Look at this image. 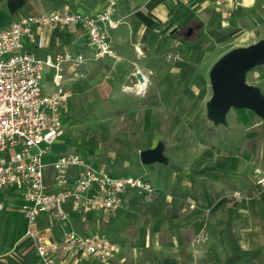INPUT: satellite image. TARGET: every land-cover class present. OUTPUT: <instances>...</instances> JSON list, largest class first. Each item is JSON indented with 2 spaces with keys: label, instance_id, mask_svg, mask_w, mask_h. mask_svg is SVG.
I'll return each instance as SVG.
<instances>
[{
  "label": "rangeland",
  "instance_id": "obj_1",
  "mask_svg": "<svg viewBox=\"0 0 264 264\" xmlns=\"http://www.w3.org/2000/svg\"><path fill=\"white\" fill-rule=\"evenodd\" d=\"M185 1L170 0L169 5L173 10ZM26 3L15 13L4 4L0 9V25H10L17 18L42 10L79 8L70 5V0H26ZM235 4L242 5L241 0H235ZM230 13L221 18L227 23L222 26L227 29L226 36L218 43L208 44L204 59H191L189 48L173 30L159 40L152 31L146 32L138 44L144 53L139 62L150 69V84L144 95L125 92L121 87L122 78L129 73L128 85L136 81L133 75L136 66L131 62L117 76L105 62L89 61L90 74L76 84L62 115L63 134L48 146L44 162L51 164L57 155L74 153L107 173L138 174L150 179L156 192L152 196L143 195L138 207L139 213L146 216L140 222V226L146 227L144 230L154 228L157 220L161 223L169 215L159 210L156 216V207L171 209L168 207L174 205L182 212L183 205L192 206L188 198H180L184 190L190 191L189 199L195 205L205 186L212 189L217 186L225 193L239 190L242 194H254L262 190L264 182L256 178L259 173L255 169L264 168L263 119L255 115L251 123L244 125L232 109L227 115V125H214L206 115L207 102L212 96L209 73L213 64L231 49L264 38V0H256L250 7H237ZM239 21L241 26L237 24ZM65 30L63 46H74L70 39L75 38L79 30ZM247 82L264 93V66L249 71ZM43 84L47 91L54 88L49 67L44 69ZM159 143L165 146L168 164L142 163L141 151ZM215 159H222L219 165L226 172L208 175L207 179L197 176L195 182L170 167L175 164L185 169H200L213 165ZM17 194L11 195L9 201L18 205L19 210ZM95 232L111 235L102 223ZM203 239L204 236L196 240L203 242ZM221 246L224 247V243ZM213 252H216L215 246L208 248L207 255L213 256Z\"/></svg>",
  "mask_w": 264,
  "mask_h": 264
},
{
  "label": "crops",
  "instance_id": "obj_2",
  "mask_svg": "<svg viewBox=\"0 0 264 264\" xmlns=\"http://www.w3.org/2000/svg\"><path fill=\"white\" fill-rule=\"evenodd\" d=\"M116 1L113 18L120 20L121 23L118 28L113 30L114 55H109L101 61L110 66L112 74L117 76H120L121 70L130 66L128 62H131L133 66H136V69L147 74L148 78L150 69L139 62L144 53L139 54L137 50L141 49L138 44H141L146 32L152 31L159 40L166 37L168 31L173 30L174 34L178 33L183 44L189 48L188 55L191 59H204L208 44L211 45L214 41L218 43L226 36L227 29L222 26L227 23L222 19L231 14L230 10L237 7H250L256 3L255 0L252 5L238 6L235 4V0H230L224 6L219 7L214 3V0H187L172 10L169 5L170 0ZM7 2L8 0H0V9ZM108 3L109 0H70V5H78L79 8L50 9L37 13L52 11L96 13L105 10ZM214 17H216L215 24H213ZM237 24L241 26V21ZM10 25H0V30ZM68 28L79 30L75 38L70 39L74 45L69 46L71 48L67 45L63 46L65 40L62 38V33ZM36 32L45 34L46 44L44 47H38L37 43L32 42L28 37H25L24 43L30 52L40 58L63 52H91L88 33L82 25H72L54 30L38 28ZM129 43L134 46H130ZM84 71L87 78L90 74L87 65L84 67ZM130 75L131 73H129ZM129 76L122 78V88L128 84ZM65 77L64 85L72 91L77 83L85 79L72 80L69 73H66ZM135 80L134 84L137 82V77ZM219 162H223L222 159H215L213 165L200 169L191 170L180 167L187 171L208 170L207 173L193 176L171 169L195 182L197 176L207 179L208 175H217L219 172L224 174L226 169L220 166ZM255 170L259 173L256 178L264 177V168L257 167ZM46 173L47 180L53 183V169L48 167ZM261 187L263 189L254 194H242L239 190H229L225 193L217 186L214 189L205 186L197 198V200L200 198L197 206L194 201L189 199L190 191L184 190L180 198H188L190 204L193 205H183L182 212L174 205L168 207L171 209L156 207L154 211L156 216L159 210L162 212L164 210L169 215L161 223L157 220L154 228L150 230L148 228L144 230L146 227L140 226L141 218L146 216L138 211L143 195L135 191L127 193L124 206L118 212L109 215L91 210L74 211L71 203H66L64 208L70 213L68 227L75 229L80 234H90L95 232L102 223L107 232L111 231V235H107L118 243L117 251L108 262H102L96 257H89L84 259L81 264H214L215 261L218 264H223L230 258L232 252L229 241L230 234L238 240L243 249L253 251L256 258L250 264H264V183ZM52 188L54 189V186ZM17 192L20 191L0 189V264H39L40 257L35 242L27 235V231L33 229L57 241L62 238L66 227L49 213H43L33 224L29 223L22 211V206L25 203L23 194L21 192L18 195ZM15 194L20 198L19 210L18 205L10 204L9 201V197ZM172 197L174 198V196ZM203 236L206 239H203V242L201 240L197 242L196 239L203 238ZM223 243L224 247L221 246ZM211 246L216 247V252H213V256H208V248ZM73 256V253L61 252L58 259L62 264H69Z\"/></svg>",
  "mask_w": 264,
  "mask_h": 264
},
{
  "label": "built area",
  "instance_id": "obj_3",
  "mask_svg": "<svg viewBox=\"0 0 264 264\" xmlns=\"http://www.w3.org/2000/svg\"><path fill=\"white\" fill-rule=\"evenodd\" d=\"M230 0H214L221 7ZM255 0H241L252 5ZM116 0H109L105 10L96 13L52 11L24 15L0 30V189L22 192V211L33 224L39 215L49 213L66 227L60 240L29 229L27 235L36 245L39 264H62L61 252L73 253L69 264H81L96 257L108 262L118 243L102 232L80 234L68 227L71 203L74 211H99L104 215L118 212L126 194L135 191L144 196L156 192L150 179L141 175H114L91 165L79 154H61L51 164L44 162L48 146L63 134L62 115L73 91L65 87V74L72 80L86 78L84 67L89 61H101L114 55L113 30L121 21L114 20ZM82 25L89 37L90 54L63 52L40 58L30 52L25 37L42 48L46 36L37 29H58ZM36 29V30H35ZM142 54L141 49H137ZM53 71L54 88L45 90L44 69ZM133 73L134 85H124L129 93L140 79L148 77L142 70ZM140 74V78L138 77ZM149 79V78H148ZM43 145L46 147H43ZM53 169V183L47 180V168ZM264 182V177L259 179ZM54 186V189L52 188Z\"/></svg>",
  "mask_w": 264,
  "mask_h": 264
},
{
  "label": "water",
  "instance_id": "obj_4",
  "mask_svg": "<svg viewBox=\"0 0 264 264\" xmlns=\"http://www.w3.org/2000/svg\"><path fill=\"white\" fill-rule=\"evenodd\" d=\"M25 3L26 0H8L7 5L15 13ZM258 66H264V38L231 49L213 64L209 73L212 96L207 102L206 115L214 125H227V115L234 108L250 109L264 121V93L247 82L249 71ZM164 150L163 143L144 149L140 153L142 163L168 164ZM223 264H235V259L229 258Z\"/></svg>",
  "mask_w": 264,
  "mask_h": 264
},
{
  "label": "trees",
  "instance_id": "obj_5",
  "mask_svg": "<svg viewBox=\"0 0 264 264\" xmlns=\"http://www.w3.org/2000/svg\"><path fill=\"white\" fill-rule=\"evenodd\" d=\"M234 111L237 113L238 120L243 123L244 125H248L251 123L253 117L256 115L253 111L247 108H234ZM170 167L174 169L176 172L179 173H185L188 176H193L197 174H204L207 173L208 170H193V171H187L175 164H171ZM117 175V174H114ZM138 176V174H133ZM193 180V177H191ZM104 233V232H102ZM107 235V233H104ZM229 241L231 244L232 252L230 255V258L235 259V264L237 263H244V264H250V262L256 258L254 255L253 251L251 250H245L241 247L240 243L238 240L232 235H229Z\"/></svg>",
  "mask_w": 264,
  "mask_h": 264
},
{
  "label": "bare ground",
  "instance_id": "obj_6",
  "mask_svg": "<svg viewBox=\"0 0 264 264\" xmlns=\"http://www.w3.org/2000/svg\"><path fill=\"white\" fill-rule=\"evenodd\" d=\"M137 75H138V77L140 76V74H138V73H137ZM148 86H149V79L146 76V79L145 78L140 79V81L137 83L136 87L134 89H132L131 91L136 92V94L144 95L148 89Z\"/></svg>",
  "mask_w": 264,
  "mask_h": 264
}]
</instances>
